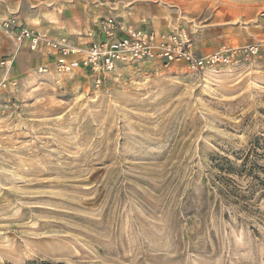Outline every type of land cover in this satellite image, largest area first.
Returning a JSON list of instances; mask_svg holds the SVG:
<instances>
[{"label":"rangeland","instance_id":"rangeland-1","mask_svg":"<svg viewBox=\"0 0 264 264\" xmlns=\"http://www.w3.org/2000/svg\"><path fill=\"white\" fill-rule=\"evenodd\" d=\"M151 4L199 54L264 43V0ZM0 264H264V59L1 77Z\"/></svg>","mask_w":264,"mask_h":264},{"label":"built area","instance_id":"built-area-1","mask_svg":"<svg viewBox=\"0 0 264 264\" xmlns=\"http://www.w3.org/2000/svg\"><path fill=\"white\" fill-rule=\"evenodd\" d=\"M10 24L18 45L26 43L28 51H42L54 57L53 72L69 74L84 70L93 75L96 83L118 65L135 61H151L166 68L178 66L187 72L199 74L216 66L264 59V43L222 46L218 51L197 54L183 28L170 32L142 31L130 24H121L112 16H106L99 22L98 29L103 39L92 41L84 47L70 44L62 36L54 38L26 25ZM7 65L6 59H0V67ZM38 71L48 72V68L43 66ZM1 86L5 87V84L2 82Z\"/></svg>","mask_w":264,"mask_h":264},{"label":"crops","instance_id":"crops-1","mask_svg":"<svg viewBox=\"0 0 264 264\" xmlns=\"http://www.w3.org/2000/svg\"><path fill=\"white\" fill-rule=\"evenodd\" d=\"M151 1L98 0V4L84 12L77 4L65 6L57 0H0V59L8 61L6 67H0V78L24 75L43 66L48 68V72L54 71V57L42 51L30 52L25 43L18 45L15 42L10 22L26 25L39 33L46 32L54 38L65 37L68 43L84 47L92 41L103 39L98 27L106 16L120 18L117 20L121 24H130L138 30L155 31L147 28L146 24L136 25L132 17H126L135 12L138 6L145 10L154 6ZM119 12L122 13L117 14ZM145 20L141 19V23ZM196 47L201 48V45ZM196 53L199 54L198 51Z\"/></svg>","mask_w":264,"mask_h":264},{"label":"trees","instance_id":"trees-1","mask_svg":"<svg viewBox=\"0 0 264 264\" xmlns=\"http://www.w3.org/2000/svg\"><path fill=\"white\" fill-rule=\"evenodd\" d=\"M241 160H242V163L238 167L237 166H234L232 164V162L231 161H228L227 159L221 160L220 162H222V164H224V167L223 166H220V170L221 171L227 170L229 172H231V171L232 172L244 171V172H246V174H248L253 169L252 167L256 168V166H247L246 165L247 164V161L246 160H248L246 158V155ZM250 173H252V172H250Z\"/></svg>","mask_w":264,"mask_h":264}]
</instances>
